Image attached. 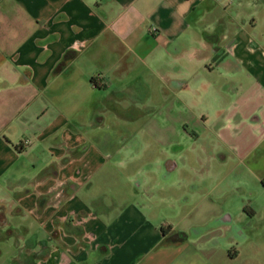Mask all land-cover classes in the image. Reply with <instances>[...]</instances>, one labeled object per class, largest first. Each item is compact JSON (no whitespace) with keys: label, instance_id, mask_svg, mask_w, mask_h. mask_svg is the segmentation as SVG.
<instances>
[{"label":"crops","instance_id":"0c3cea01","mask_svg":"<svg viewBox=\"0 0 264 264\" xmlns=\"http://www.w3.org/2000/svg\"><path fill=\"white\" fill-rule=\"evenodd\" d=\"M263 178L264 0H0V264H264Z\"/></svg>","mask_w":264,"mask_h":264},{"label":"trees","instance_id":"16d2710c","mask_svg":"<svg viewBox=\"0 0 264 264\" xmlns=\"http://www.w3.org/2000/svg\"><path fill=\"white\" fill-rule=\"evenodd\" d=\"M263 182H264V178H263ZM164 230H165V228H164Z\"/></svg>","mask_w":264,"mask_h":264}]
</instances>
